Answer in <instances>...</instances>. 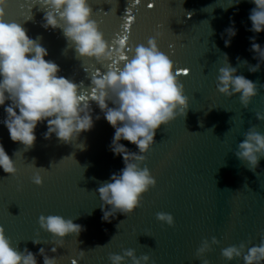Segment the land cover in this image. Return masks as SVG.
I'll return each instance as SVG.
<instances>
[{
  "label": "water",
  "instance_id": "1",
  "mask_svg": "<svg viewBox=\"0 0 264 264\" xmlns=\"http://www.w3.org/2000/svg\"><path fill=\"white\" fill-rule=\"evenodd\" d=\"M89 2L93 18L114 48L123 39L127 11L135 17L131 40L125 41L128 58L135 46L156 37L185 85L187 115L157 130L156 143L142 165L151 169L157 184L143 194L141 206L104 221V202L97 189L109 182L124 162L122 156L109 150L115 129L96 102L90 101L92 114L101 118L76 141L66 143L55 134L45 139V121L38 124L37 139L28 149L11 140L3 123L6 112L0 106V142L18 169L11 175L0 168V225L21 252L27 248L38 254L41 247L50 250L56 246L57 253L49 251V255H59L60 264H71L72 260L76 264H110L111 253L123 254L128 248H134L138 256L149 254L156 264H202L203 259L210 264H244L242 257L225 258L222 249L241 243L251 247L264 239V157L252 170L247 161L236 156L250 127L255 125L264 133V121L256 117L264 112V87L245 107L239 93L230 97L219 92L217 78L227 54L238 75L264 85V65L255 73L249 71V64L258 62L250 51L249 37L255 36L264 45V31L249 30V15L255 5L251 0L238 4L235 0H140L139 5L134 0ZM149 3L155 6L149 8ZM30 5L31 18L27 19ZM46 11L42 0H7L4 19L21 23L30 37L39 38L48 50L46 59L60 65L59 75L81 84V90L90 94L93 70L102 74L110 62L80 57L62 29L43 27ZM232 21L238 34L226 47L227 37L222 38V33ZM118 63L123 66L124 61ZM184 69L188 75H178ZM121 142L138 151L135 144ZM38 171L44 178L42 185L32 180ZM160 211L173 214L175 224L158 220L156 213ZM41 214L72 218L86 230L68 235L64 245L57 246L53 242L57 238L41 228ZM212 237L219 243L198 256L203 241L211 243ZM36 239L41 242L34 243ZM37 261L44 264L43 256L37 255Z\"/></svg>",
  "mask_w": 264,
  "mask_h": 264
},
{
  "label": "clouds",
  "instance_id": "2",
  "mask_svg": "<svg viewBox=\"0 0 264 264\" xmlns=\"http://www.w3.org/2000/svg\"><path fill=\"white\" fill-rule=\"evenodd\" d=\"M240 2L235 0L237 4ZM251 2L255 7L249 15L252 22L249 30L260 33L264 31V0ZM6 3L7 0H0V106H4L6 112L3 123L11 140L23 143L25 149L31 148L37 139L35 130L38 124L46 121L45 139L55 134L58 139L72 143L81 133L90 131L95 121L101 118L92 114L90 101L94 100L115 129L109 150L122 156L124 162V167L97 189L104 202L102 220L111 221L118 212L132 213L141 206L143 194L157 184L151 169L142 166L156 143L157 130L178 116H186L189 108V97L185 94V85L173 70V60L160 50L156 37H150L147 44L135 46L134 53L128 58L124 39H120L119 47L114 48L105 38L98 21L93 18L89 0H42V5L48 9L44 28L62 29L80 57L110 62L106 72L92 74L93 87L89 94L81 90V84L59 75L60 65L46 59L49 53L39 38L30 37L21 23L6 22ZM225 34L224 43L229 47L238 34L235 21L224 29L222 38ZM249 39L250 51L258 61L255 65L249 64V71L255 73L264 65V45L258 43L255 36ZM118 61H124L123 66ZM217 79L219 92L230 97L239 93L245 107L259 94L260 87H264L258 81L238 75L237 68L228 62L227 54ZM8 101L11 103H6ZM256 117L264 121V112H258ZM244 137L238 144L236 156L255 170L264 157V133L253 125ZM122 140L135 144L138 151L130 150ZM0 168L11 175L18 171L16 161L2 142ZM32 180L37 185L44 182L39 171ZM156 216L168 225L175 224V217L169 212L160 211ZM39 224L57 238L53 241L57 246H63L68 235H79L86 230L72 218L57 214H41ZM40 242L34 240L36 244ZM218 243L216 237H212L211 243L205 239L198 249V256H203L212 244ZM49 251L57 253V247L50 250L41 247L38 254L27 248L19 251L6 235L4 226L0 225V264H38L37 255L43 256L44 264H60V256L49 255ZM84 254L81 250L80 257L83 258ZM222 255L228 260L242 257L244 264H264V239L251 247L246 243L228 246L222 249ZM128 258H131V264H156L147 253L138 256L134 248L125 249L123 254L109 255L110 264H127ZM202 264H210V261L203 259Z\"/></svg>",
  "mask_w": 264,
  "mask_h": 264
},
{
  "label": "snow or ice",
  "instance_id": "3",
  "mask_svg": "<svg viewBox=\"0 0 264 264\" xmlns=\"http://www.w3.org/2000/svg\"><path fill=\"white\" fill-rule=\"evenodd\" d=\"M134 3L137 4V5H139L140 0H134ZM154 6H155V5H154L153 3H149V4L147 5V7H149V8H152V7H154ZM31 7H32V5L29 6V15H28L27 19H30V18H31V11H30ZM127 13H128V15H127V17H126V22H125V24L123 25V28H124L123 39H124L125 41H126V40H131V35H130V34H131V29H132V23H133V21L135 20V17H134L133 15H131L130 12L127 11ZM17 23H18V22H17ZM93 74H96V73H95V69L93 70ZM179 74H183V75L187 76V75H188L187 69H184L183 71L179 72L178 75H179ZM91 91H92V89L90 90V92H91ZM8 237H9V236H8ZM71 264H76V261H75V260H72V261H71Z\"/></svg>",
  "mask_w": 264,
  "mask_h": 264
}]
</instances>
